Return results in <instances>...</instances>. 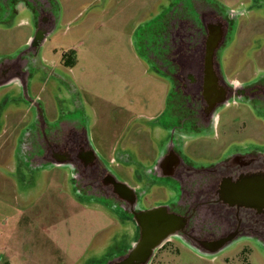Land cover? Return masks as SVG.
<instances>
[{
    "label": "rangeland",
    "instance_id": "1",
    "mask_svg": "<svg viewBox=\"0 0 264 264\" xmlns=\"http://www.w3.org/2000/svg\"><path fill=\"white\" fill-rule=\"evenodd\" d=\"M23 1L1 7L0 63L19 61L33 50L32 20L26 11L13 13ZM187 1L51 0L54 16L50 7L47 11L56 27L35 56L31 81L25 77L27 84L21 85V78H11L0 88L6 93L0 100V264H100L130 246L133 223H114L110 211L79 199L70 166L50 160L29 166L21 141L25 132L31 138L84 134L90 150L121 181L138 185L137 177L159 153L155 120L168 86L149 63L154 46H142L139 39L161 40L157 32ZM210 1L220 13L237 14L220 50L225 78L264 84V1ZM260 94L257 109L245 98L220 107L213 129L191 142L187 155L202 163L217 161L234 147L257 148L264 155V90ZM5 103L11 108L6 119ZM80 114L85 121L79 123ZM166 199L167 191L155 184L140 207L155 208ZM243 246L252 251L248 264H264L263 250L247 240L206 254L174 238L152 264H244L238 256Z\"/></svg>",
    "mask_w": 264,
    "mask_h": 264
},
{
    "label": "flooded vegetation",
    "instance_id": "2",
    "mask_svg": "<svg viewBox=\"0 0 264 264\" xmlns=\"http://www.w3.org/2000/svg\"><path fill=\"white\" fill-rule=\"evenodd\" d=\"M210 3V0L181 3L177 14L157 32L161 40L156 39L153 44L144 40L145 46H154L156 52L149 63L168 86L163 111L155 120L161 138L159 153L144 169V176L137 177L138 185L130 187L121 181L90 150L84 134L69 132L61 138L56 133L50 136L40 133L26 143V151H21L29 166L49 160L70 166L74 192L79 199L94 204L95 208L107 209L117 222L133 223L135 236L128 250H121L100 264H143L145 244L162 236H166L165 242L146 264H152L156 253L173 238L188 249L206 254L221 253L241 240L258 244L264 252V213L243 206L239 198L245 187L243 178L257 173V159L263 154L257 153V148L234 147L223 158L202 163L186 152L191 142L213 129L220 107L245 98L251 99L257 109L264 90L260 81L245 84L225 78L220 50L232 33L237 14L220 13ZM48 7L53 12V2ZM20 59L0 63V86L11 78L22 80L24 72L31 74L30 69L37 68L32 53ZM260 166L263 168V164ZM155 184L167 191V201L155 208H141L145 192ZM127 187L133 191L128 192ZM175 219L183 221L178 224ZM135 244L139 245L133 250ZM242 253H246L244 262ZM251 253L243 246L238 252L241 262L248 264Z\"/></svg>",
    "mask_w": 264,
    "mask_h": 264
},
{
    "label": "crops",
    "instance_id": "3",
    "mask_svg": "<svg viewBox=\"0 0 264 264\" xmlns=\"http://www.w3.org/2000/svg\"><path fill=\"white\" fill-rule=\"evenodd\" d=\"M12 3L11 1L10 2H7L6 0H4L2 2L1 0V4H0V10H1V7L4 6L3 9H7L8 10V4ZM24 3V5H23ZM49 4H51V0H24L23 2L21 3H17L16 4V10H13V13L18 16V14L21 12V11H26L28 16L30 17V19L32 20V26H33V30L36 31V35L34 36L33 39L30 40L29 42V45L31 47H33L31 53L35 56L38 55L39 53V50L40 48L44 45V43L46 42V39L48 38V36H50L54 30H55V27H56V24H55V21L54 19L51 17V14L54 16L53 12H51L50 9H48V11L51 13L49 14V12L47 11V7L49 6ZM54 4L55 1H54ZM139 44L144 46L146 44V42L144 41L143 38H140L139 39ZM4 61V60H3ZM35 68V67H34ZM34 68L30 69V70H34ZM28 74L29 73H25L24 72V76L26 78H29L30 77V81L32 79V74H29L30 76L28 77ZM237 81V80H235ZM7 83V82H6ZM5 82L1 84L0 88L6 84ZM0 100L6 96V93H1L0 94ZM11 109V108H10ZM9 105H7L5 103V105H3L1 107V116H3L4 119H6L7 116H5V113L8 111L9 112ZM42 116V115H41ZM81 116V119H78L79 123L81 121H85V117L84 115L80 114ZM79 116V118H80ZM85 124V123H83ZM82 125V124H81ZM86 125V124H85ZM67 132V131H66ZM65 132V134H67ZM25 136L22 138V141L21 143H29L30 142V133L26 132L24 133ZM45 136H46V133H44ZM57 134V132H56ZM39 135H41L39 133ZM59 136H61L62 134L61 133H58ZM28 145V144H27ZM22 149H24L23 151H26L25 150V147L22 146ZM22 150H20V153L22 154V156L25 155L24 152H21ZM59 163V162H58ZM62 164V163H61ZM145 173H142V176H144ZM140 179V178H139ZM112 214V213H111ZM113 215V214H112ZM114 216V215H113ZM116 222L115 220V217H114V223Z\"/></svg>",
    "mask_w": 264,
    "mask_h": 264
},
{
    "label": "water",
    "instance_id": "4",
    "mask_svg": "<svg viewBox=\"0 0 264 264\" xmlns=\"http://www.w3.org/2000/svg\"><path fill=\"white\" fill-rule=\"evenodd\" d=\"M263 164V168L260 166ZM243 178L245 182V187H243L242 192L239 198L242 200L243 206L247 208H255L258 213H264V155L259 156L257 159V173L251 176ZM125 185V184H123ZM128 192H132L133 189L127 187ZM154 211V209L150 210ZM176 223L181 224L182 219H175ZM165 237L158 238L157 240L150 242L149 244H145V250L142 253V262L145 264L150 260L153 256V253L156 249L160 248V246L165 242ZM139 244H135L133 250L138 247ZM143 263V264H144Z\"/></svg>",
    "mask_w": 264,
    "mask_h": 264
},
{
    "label": "trees",
    "instance_id": "5",
    "mask_svg": "<svg viewBox=\"0 0 264 264\" xmlns=\"http://www.w3.org/2000/svg\"><path fill=\"white\" fill-rule=\"evenodd\" d=\"M241 260L244 262L246 261V253L241 254Z\"/></svg>",
    "mask_w": 264,
    "mask_h": 264
}]
</instances>
